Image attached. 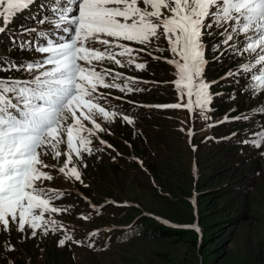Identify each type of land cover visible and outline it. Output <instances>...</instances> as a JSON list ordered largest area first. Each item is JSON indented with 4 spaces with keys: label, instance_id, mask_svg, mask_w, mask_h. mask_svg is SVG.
I'll return each instance as SVG.
<instances>
[{
    "label": "snow or ice",
    "instance_id": "obj_1",
    "mask_svg": "<svg viewBox=\"0 0 264 264\" xmlns=\"http://www.w3.org/2000/svg\"><path fill=\"white\" fill-rule=\"evenodd\" d=\"M26 11L32 26L10 29L15 17ZM0 21V36L7 35L9 42L7 53L0 54V72L21 74L0 76V233L10 234L14 225L21 240L60 233L63 238L57 239L58 247L69 241L81 243L52 218L69 209L54 206L65 193L45 185L54 179L45 169H56V165L45 163L43 157L51 155L60 161L63 155L58 173L88 187L82 179L81 168L87 167L84 156L102 150L92 147L91 138L112 147L98 137L108 131L100 121L112 123L120 117L128 125L134 123L129 116L101 106L99 101L106 96L98 89L125 94L144 91L134 87L140 82L137 77L110 68L97 70L100 62L144 70L147 64L137 62L139 53L152 55L149 48L163 37L173 56L166 62L176 69L173 83L178 99L186 97L187 102L154 107H183L191 115L210 120L208 113L214 111L210 105L223 93L211 92L219 80L209 81L204 73L209 63H219L222 57L241 56L246 62L235 71L230 69L221 80L231 77L237 85L247 80L239 91L247 90L249 99L264 95V0H0ZM208 40L213 41L211 51L216 53L211 59L206 55ZM122 41L143 47L134 49ZM154 50L165 49L155 46ZM13 52L41 55L18 60ZM227 99H237L235 90ZM254 111L264 113V100ZM247 119L243 113L225 114L208 126ZM187 135L191 138V129ZM251 135V140L241 143L264 148V126ZM65 142L67 150L62 153L60 145ZM3 250L16 251L8 240ZM7 264H14L11 256Z\"/></svg>",
    "mask_w": 264,
    "mask_h": 264
},
{
    "label": "rangeland",
    "instance_id": "obj_2",
    "mask_svg": "<svg viewBox=\"0 0 264 264\" xmlns=\"http://www.w3.org/2000/svg\"><path fill=\"white\" fill-rule=\"evenodd\" d=\"M19 25L32 26V21L16 20L9 28L16 30ZM4 41L0 54L7 53V35ZM212 42L208 40L209 59L216 55L211 51ZM155 46L165 49L161 52L164 55H157ZM167 47V41L161 37L149 48L152 55L145 51L137 59L145 62V54L161 57L159 64L166 73L162 75L160 68L148 71L153 64L150 61L144 70H136L134 65L121 68L107 60L97 64L139 78L134 87H142L144 91L126 94L129 105L120 108L123 111L109 109L132 118V125L122 122L120 117L112 123L100 121L108 131L98 133V137L112 147L99 144L97 137L91 138L92 147L102 150L84 156L87 167L81 168L82 179L88 187L58 173L56 169L62 166L63 155L60 161L51 155L43 157L45 163L56 165V169H45L54 176L45 185L65 193L54 201V206L69 209L60 215L53 214L52 218L60 221L80 245L69 241L58 247L57 239L63 238L60 233L21 240V234L12 225L10 234L0 233V264H7L9 256L14 264H264V155L260 154L264 148L241 143L251 140V133L264 126V113L254 111L264 95L249 99L247 90L240 92L247 80L237 85L229 77L222 84L220 78L225 73L246 62L241 56L222 57L219 63H209L204 73L209 81L219 80L211 92L223 93L222 97H214L210 105L214 109L208 113L210 120L201 119L199 114L191 115L183 107H154L187 102L186 97L183 101L178 99L173 83L176 69L166 62L173 58ZM11 55L20 60L39 58L41 54ZM234 90L237 99L230 101L227 97ZM233 108L236 111L229 112ZM241 113L248 119L232 121L242 123L240 128L225 123L208 126L222 120L225 114ZM189 129L193 132L191 138L187 135ZM236 131L242 135L238 144L219 140ZM60 150L62 153L67 150L66 142L60 145ZM140 215L173 234L148 238L139 232L120 244L103 247L109 232L128 226ZM84 216L89 218L83 219ZM6 240L14 245L15 252L3 250Z\"/></svg>",
    "mask_w": 264,
    "mask_h": 264
},
{
    "label": "trees",
    "instance_id": "obj_3",
    "mask_svg": "<svg viewBox=\"0 0 264 264\" xmlns=\"http://www.w3.org/2000/svg\"><path fill=\"white\" fill-rule=\"evenodd\" d=\"M18 16H19V18L22 17V15L18 14L15 17V20L19 19ZM4 38H5V36H0V45L5 43ZM4 47L5 46H2L0 48H4ZM154 52L157 55H159V56L164 55V54H161V52L158 53L155 50H154ZM142 54L143 53H139V55H141L139 57H142ZM145 56L147 57L146 61L143 60V61H145V63L147 61H150V62L153 63L152 64V68L148 69L149 72L150 71H155L154 69L160 68L159 74H161V75L162 74H166L165 73V67L162 64H159L161 59H154L153 57H149L146 54H145ZM9 75H14L15 76L16 73H11V74L9 73ZM221 82H222V84H224L223 80H221ZM227 84H229V83H227ZM125 96H126V94H125ZM221 97H222V95H221ZM122 102L126 103L125 101H122ZM131 105L139 107L138 105H134V104H131ZM147 110L149 111L150 109H147ZM147 110H144V111H147ZM232 121L233 120H231L230 122H227L225 124L226 125L227 124L231 125V128H236V127L240 128V126H241L240 124H242V123L238 124V122H232ZM234 121H236V120H234ZM233 133H236V135L233 136L232 132L231 133H226V136L223 135V137L221 139H219V140L222 141V142L224 141L223 143H226V144L227 143L238 144V142L241 141V137H242L241 132L239 133L238 131H236V132H233ZM117 209L119 210L118 207H117ZM117 213H119V212L117 211ZM139 232H141L142 236H145V237H148V238H155V237H161V236H166V235L173 234L170 229H167V228L163 227L162 225H160L158 223H151L149 221H146V219L140 215L138 217L133 218L131 223L128 226H126V227H124V228H122L120 230H117V231L109 232L106 235V237L104 238V240H103V247L104 248H108L110 246H113V245H116V244H120L123 241L129 240L133 235L138 234Z\"/></svg>",
    "mask_w": 264,
    "mask_h": 264
}]
</instances>
